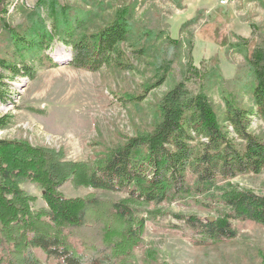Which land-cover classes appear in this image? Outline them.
<instances>
[{
    "label": "trees",
    "instance_id": "16d2710c",
    "mask_svg": "<svg viewBox=\"0 0 264 264\" xmlns=\"http://www.w3.org/2000/svg\"><path fill=\"white\" fill-rule=\"evenodd\" d=\"M9 1L0 0V24L16 44L37 50L41 63L58 65L49 51L60 40L71 46L74 67L98 71L113 65L127 66L122 44L131 33V3L97 31H86L81 22L75 28L63 29L68 21L60 18L65 13L61 14L58 1H48L52 31L39 30L31 36L7 23ZM139 33L130 54L144 63L151 35L145 30ZM220 37L215 29L214 39L226 47L227 56L236 52L245 57L246 71L236 81H245L253 98L252 107L242 105L239 94L226 88L229 80L223 76L218 57L200 68L194 65L190 42L189 70L184 80L161 98L152 130L129 137L92 164L65 160L61 152L26 140L0 138V264H43L35 248L58 264H130L134 250L144 241L146 226V218L135 212V205H159L181 193L201 195L216 188L219 180L264 170V138L250 130L253 117L264 121V40L256 43L238 37L237 42L229 43L227 38L221 42ZM169 40L172 45H183L181 39ZM171 63L155 68L143 93L125 96L124 100H139L160 86ZM35 73L34 66L25 59L0 56V104L11 100L7 77L32 79ZM192 78L200 82L197 92L187 87ZM211 81L223 96L222 119L203 90L204 84ZM8 122V117H0V128ZM188 175L194 177L193 184ZM25 181L42 188L47 209H32L35 198L22 189ZM68 181L127 196L114 199L89 193L67 197L60 188ZM214 203L225 207L216 220L204 221L193 215L186 218L187 225L203 242L235 236L233 221L264 225L263 194L229 187Z\"/></svg>",
    "mask_w": 264,
    "mask_h": 264
},
{
    "label": "rangeland",
    "instance_id": "374dc122",
    "mask_svg": "<svg viewBox=\"0 0 264 264\" xmlns=\"http://www.w3.org/2000/svg\"><path fill=\"white\" fill-rule=\"evenodd\" d=\"M39 1L42 3L38 4ZM48 1H58L61 14L65 13L60 18L68 21L63 29L75 28L81 22L86 31H97L131 3V33L122 44L127 66L113 65L98 71L74 67L71 46L60 40L49 51L58 65L41 63L37 50L16 44L0 24V56L25 59L36 71L32 79L6 78L11 100L0 104V117L9 118L8 124L0 128L1 139L26 140L61 152L65 160L92 164L129 137L152 130L161 98L183 81L189 70L190 42L194 65L200 68L218 57L223 76L229 80L226 88L239 94L242 105L254 106L245 81H236L246 71L244 55L232 52L227 56L226 47L214 39V31L218 29L221 42L227 38L229 43H234L238 37L256 43L263 41L264 0H230L227 5H222L220 0H10L7 23L31 36H36L39 30L52 31ZM207 7L212 8L210 12ZM139 30L149 31L151 35V47L144 63L130 54ZM169 39H181L183 45H172ZM208 43L221 49L220 54L205 59L204 56L212 54ZM167 61L172 63L160 86L147 91L139 100H124L125 96L143 93L152 72ZM204 85L203 90L222 119L225 104L220 88L212 81ZM187 87L197 92L200 82L192 78ZM250 130L264 138V121L253 117ZM188 181L193 184L194 177L188 175ZM21 187L34 196L31 203L34 211L47 209L43 190L37 183L25 181ZM229 187L264 195V170L219 180L216 188L201 195L181 193L159 205H135V212L146 218V226L144 241L134 250L130 264H264V225L233 221L231 229L235 236L212 243L201 241L200 235L186 223L190 215L204 221L211 217L216 220L225 207L214 203L215 199ZM60 190L67 197H83L89 193L114 199L127 196L76 185L73 181L63 184ZM34 252L43 264H58L40 248Z\"/></svg>",
    "mask_w": 264,
    "mask_h": 264
},
{
    "label": "crops",
    "instance_id": "0c3cea01",
    "mask_svg": "<svg viewBox=\"0 0 264 264\" xmlns=\"http://www.w3.org/2000/svg\"><path fill=\"white\" fill-rule=\"evenodd\" d=\"M211 9H212V8L207 7V12H210ZM207 46L210 47V49L212 50V54L204 56L205 59H207V58H209V57H213L214 55H219V54H220L221 49H219L218 47H216V45H215V47H214V46H212V45H210V44L208 43ZM196 48H197V44H196L195 49H196ZM220 67H221L222 70H223V65H222V62H221V61H220Z\"/></svg>",
    "mask_w": 264,
    "mask_h": 264
},
{
    "label": "built area",
    "instance_id": "2783aa9c",
    "mask_svg": "<svg viewBox=\"0 0 264 264\" xmlns=\"http://www.w3.org/2000/svg\"><path fill=\"white\" fill-rule=\"evenodd\" d=\"M229 2H230V0H220V3L222 5H227V4H229Z\"/></svg>",
    "mask_w": 264,
    "mask_h": 264
},
{
    "label": "water",
    "instance_id": "95a60500",
    "mask_svg": "<svg viewBox=\"0 0 264 264\" xmlns=\"http://www.w3.org/2000/svg\"><path fill=\"white\" fill-rule=\"evenodd\" d=\"M209 220H211V221H214V218H213V217H211Z\"/></svg>",
    "mask_w": 264,
    "mask_h": 264
},
{
    "label": "bare ground",
    "instance_id": "6f19581e",
    "mask_svg": "<svg viewBox=\"0 0 264 264\" xmlns=\"http://www.w3.org/2000/svg\"><path fill=\"white\" fill-rule=\"evenodd\" d=\"M64 58V57H63Z\"/></svg>",
    "mask_w": 264,
    "mask_h": 264
}]
</instances>
